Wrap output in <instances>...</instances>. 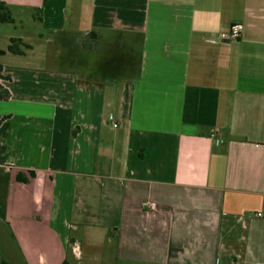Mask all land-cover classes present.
Segmentation results:
<instances>
[{
  "label": "crops",
  "instance_id": "0c3cea01",
  "mask_svg": "<svg viewBox=\"0 0 264 264\" xmlns=\"http://www.w3.org/2000/svg\"><path fill=\"white\" fill-rule=\"evenodd\" d=\"M2 1L5 260L264 264V0Z\"/></svg>",
  "mask_w": 264,
  "mask_h": 264
},
{
  "label": "trees",
  "instance_id": "16d2710c",
  "mask_svg": "<svg viewBox=\"0 0 264 264\" xmlns=\"http://www.w3.org/2000/svg\"><path fill=\"white\" fill-rule=\"evenodd\" d=\"M37 18L39 20L41 19L40 17H37ZM14 23H15V20L13 18L10 8L4 1L0 0V24H14ZM89 39L95 41L98 39V35L95 32H92L89 36ZM89 39H87V42L84 43V47L86 48L88 47V44H90L88 41ZM28 49H30V46L24 43L21 39L12 38L10 39V44L6 50L0 49V57L5 56L8 53L13 54V55H24L25 50H28ZM10 79H11L10 76L4 74V67L2 63L0 62V80L8 81ZM10 98H11L10 91L0 83V101H7ZM6 118L7 116H0V124ZM30 176L33 177L35 176V174L31 172ZM17 180L22 183H27L29 181V179L25 177L22 173H19L17 175ZM0 264H9V262L6 261L5 259L0 258ZM62 264H70V263L68 260H65Z\"/></svg>",
  "mask_w": 264,
  "mask_h": 264
},
{
  "label": "rangeland",
  "instance_id": "374dc122",
  "mask_svg": "<svg viewBox=\"0 0 264 264\" xmlns=\"http://www.w3.org/2000/svg\"><path fill=\"white\" fill-rule=\"evenodd\" d=\"M13 26L10 25V24H0V31H2L3 33H11V34H14L17 35L18 32H19V29L18 30H15L14 28H12ZM4 38L0 36V47L2 46H5V43H4ZM8 236V234H6ZM9 237V236H8ZM14 257L15 256V261L16 262H19L20 259L18 258V255H16L15 251L13 250V244H12V241H2V243H0V258H7V256H11ZM11 257V258H12ZM11 258L10 261H11ZM8 259V260H9ZM7 260V259H6ZM15 261H13L15 263ZM235 264V263H234Z\"/></svg>",
  "mask_w": 264,
  "mask_h": 264
},
{
  "label": "built area",
  "instance_id": "2783aa9c",
  "mask_svg": "<svg viewBox=\"0 0 264 264\" xmlns=\"http://www.w3.org/2000/svg\"><path fill=\"white\" fill-rule=\"evenodd\" d=\"M243 31H244V25L242 23L239 22L233 23L230 27L228 35L225 37V40L238 41L242 37ZM114 127H117V125L114 124Z\"/></svg>",
  "mask_w": 264,
  "mask_h": 264
}]
</instances>
